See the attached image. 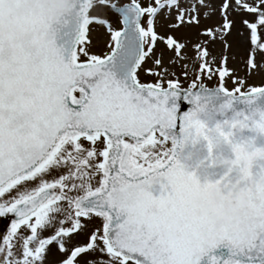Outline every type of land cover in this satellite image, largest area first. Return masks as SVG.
<instances>
[{"label":"snow or ice","instance_id":"1","mask_svg":"<svg viewBox=\"0 0 264 264\" xmlns=\"http://www.w3.org/2000/svg\"><path fill=\"white\" fill-rule=\"evenodd\" d=\"M262 133L264 0H0V264H264L187 196Z\"/></svg>","mask_w":264,"mask_h":264},{"label":"water","instance_id":"2","mask_svg":"<svg viewBox=\"0 0 264 264\" xmlns=\"http://www.w3.org/2000/svg\"><path fill=\"white\" fill-rule=\"evenodd\" d=\"M16 18H22V14ZM221 150L224 155L218 163L222 167L214 171L222 173L226 168H246L247 183L233 185L227 191L219 185L208 183L189 189L187 196L194 210L212 223L221 227L244 228L259 214L260 205L264 204V175L253 172L255 162L264 160V139L255 144L241 142L231 150L226 147ZM3 227L4 220L0 219V228Z\"/></svg>","mask_w":264,"mask_h":264},{"label":"rangeland","instance_id":"3","mask_svg":"<svg viewBox=\"0 0 264 264\" xmlns=\"http://www.w3.org/2000/svg\"><path fill=\"white\" fill-rule=\"evenodd\" d=\"M258 82V81H257ZM209 86H212V87H214V86H216L214 83L213 84H210ZM228 87L231 89V87H232V84H231V82H229L228 83Z\"/></svg>","mask_w":264,"mask_h":264}]
</instances>
